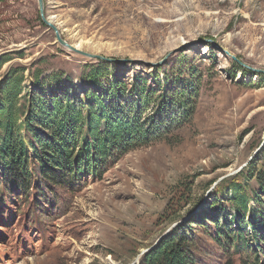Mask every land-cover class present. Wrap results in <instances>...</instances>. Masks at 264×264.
I'll return each mask as SVG.
<instances>
[{
	"label": "rangeland",
	"instance_id": "rangeland-1",
	"mask_svg": "<svg viewBox=\"0 0 264 264\" xmlns=\"http://www.w3.org/2000/svg\"><path fill=\"white\" fill-rule=\"evenodd\" d=\"M43 1L65 41L115 62L61 45L38 0H0V82L18 75L29 98L96 93L146 136L102 178L51 188L39 209L34 189L1 186L0 264H141L175 232L194 264H239L234 235L264 249V72L252 70H264V0ZM100 63L102 87L82 82ZM143 78L150 96L133 89ZM233 184L246 192L242 212Z\"/></svg>",
	"mask_w": 264,
	"mask_h": 264
},
{
	"label": "trees",
	"instance_id": "trees-1",
	"mask_svg": "<svg viewBox=\"0 0 264 264\" xmlns=\"http://www.w3.org/2000/svg\"><path fill=\"white\" fill-rule=\"evenodd\" d=\"M108 69L107 63H100L88 75L81 76V81L101 88ZM39 79L40 75L33 79L36 87L43 85ZM142 80L140 84L135 82L133 89L141 96H150L145 92L155 89L148 86L146 79ZM20 85L18 75L0 82V188L4 187L6 193L20 190L26 196L34 189L35 209H39L42 201L50 200L51 188L72 189L87 177L102 178L109 158L126 151L134 140L138 123L113 115L96 93L85 94L86 103L79 98L47 99L40 94H31L29 98L20 96ZM19 98L23 100L20 106ZM139 135L135 136L137 140ZM231 189L237 195L235 208L239 212L246 210L242 184H233ZM254 230L253 237L258 238V229ZM233 239L239 245L233 253L242 256L239 264H264L260 257L264 249H253L242 234L234 235ZM193 255L185 237L175 232L152 247L141 264H194ZM224 264L236 262L231 258Z\"/></svg>",
	"mask_w": 264,
	"mask_h": 264
},
{
	"label": "water",
	"instance_id": "water-1",
	"mask_svg": "<svg viewBox=\"0 0 264 264\" xmlns=\"http://www.w3.org/2000/svg\"><path fill=\"white\" fill-rule=\"evenodd\" d=\"M38 1H39V6H40L41 16H42V19H43L44 23H45L46 25H48L49 27H51V28L55 31L56 38H57L58 42H59L61 45L67 47L68 49H71L72 51H75V52H77V53H79V54H82V55L87 56V57L92 58V59H100V60H102V61L109 62V63H111V62H115V60H113V59L106 58V57H103V56H100V55L91 54V53H87V52H85V51H82V50H80L79 48L74 47L73 45H71V44H69L67 41H65V40L62 38V36H61V33H60L59 28H58L57 26H55L53 23L49 22L47 19H45V16H44V1H43V0H38ZM189 46H190V44H189V45H185L184 47H182V49H181V48L177 49V51H179V50H183V49H185V48H187V47H189ZM175 52H176V51H175ZM172 53H173V52H172ZM172 53L168 54L167 57H166L164 60H162V61H160L159 63H156V64H154V65H155V66H159L161 63H163L165 60H167L168 57H169ZM235 59H236V61H238V63H239L240 65H242V66H244V67H248L247 65H245L243 62H241V61L238 60L237 58H235ZM145 63H147V64H152V63H149V62H145ZM248 68L251 69L250 67H248ZM252 70L260 71V72H264V70H258V69H254V68H252Z\"/></svg>",
	"mask_w": 264,
	"mask_h": 264
}]
</instances>
